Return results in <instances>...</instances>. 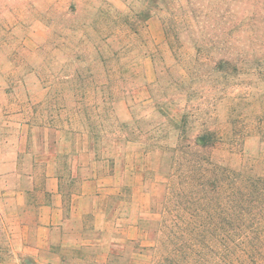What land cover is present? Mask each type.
Listing matches in <instances>:
<instances>
[{
	"label": "rangeland",
	"instance_id": "374dc122",
	"mask_svg": "<svg viewBox=\"0 0 264 264\" xmlns=\"http://www.w3.org/2000/svg\"><path fill=\"white\" fill-rule=\"evenodd\" d=\"M218 1L255 0H0V188L10 193L0 197V262L12 249L19 264H218L195 229L203 219L166 195L168 154L152 150L178 141L173 125L187 115L189 136L203 123L229 132L212 158L264 168V27L238 33L218 73L213 62L228 54L194 48L176 22ZM106 81L123 90L115 104L101 100L102 84L115 88ZM53 166L67 220L43 234ZM86 179H100V199L69 203L78 190L93 195Z\"/></svg>",
	"mask_w": 264,
	"mask_h": 264
},
{
	"label": "trees",
	"instance_id": "16d2710c",
	"mask_svg": "<svg viewBox=\"0 0 264 264\" xmlns=\"http://www.w3.org/2000/svg\"><path fill=\"white\" fill-rule=\"evenodd\" d=\"M189 5L195 4L189 2ZM205 10L202 16L184 13L175 21L183 26L187 35H192L194 48L203 53L217 50L221 55L228 54L213 62L218 66L213 70L223 73V66L233 63L228 58L231 55L229 49L238 33L246 31L256 36L264 27V0L246 4L218 1L209 3ZM245 11L247 14L243 15ZM170 28L174 29L172 24ZM166 38L168 42V33ZM256 39L253 40L256 42ZM206 60L213 61L211 56ZM108 81L106 83L115 88L108 94L105 92L109 91V86L102 84L104 105L117 103V95L123 92L117 82L111 84ZM188 120L189 117L184 115L180 124L173 125V136L178 132V141L172 146L152 144L153 151L157 149L162 156L168 154L163 184L166 195L176 198L179 211L203 219L193 228L202 239L210 240L218 264H264V168L247 171L246 165L233 169L218 162L212 158L213 151L220 145L230 144L229 132L218 130L220 128L212 130L203 123L194 135L189 136ZM200 154L206 156L200 157ZM256 162L257 165L262 163ZM153 199L155 205V196Z\"/></svg>",
	"mask_w": 264,
	"mask_h": 264
},
{
	"label": "crops",
	"instance_id": "0c3cea01",
	"mask_svg": "<svg viewBox=\"0 0 264 264\" xmlns=\"http://www.w3.org/2000/svg\"><path fill=\"white\" fill-rule=\"evenodd\" d=\"M51 172H47L45 176V181L47 185V192H48V197L49 200L45 203H42L39 206V210L37 212V231L39 233H49L52 232L53 230L59 229L61 226L65 225V221L67 220L65 215H66V209H65V194L63 191L62 183L63 179L61 174H59L56 170L55 167H52ZM74 178L76 177L73 176ZM106 177H102L103 181L105 180ZM85 183H93V190H92V196L88 197L86 192H83L81 190H78L77 192L73 193V198L71 199V204H77V203H82L85 199L91 198L95 202H97L100 199L99 196V188H96V185H100V179L95 180V181H89V179H86L84 181ZM96 184V185H95ZM112 191L116 190V188L113 187L111 189ZM110 190V191H111ZM6 195H10V193H7L4 188H0V197H4ZM17 196L19 198V205H24L25 203V194L24 192H18L17 191ZM77 206V205H76ZM76 212H78L79 217H81L84 212L82 210H78L75 207ZM74 210V211H75ZM39 242H41V247L47 245L48 240L46 238H39ZM11 254V260H13L9 264H14V262H17L18 255L15 253L14 250L11 249L9 251ZM27 262V261H26ZM0 264H5L0 262ZM16 264V263H15ZM19 264V263H18Z\"/></svg>",
	"mask_w": 264,
	"mask_h": 264
},
{
	"label": "built area",
	"instance_id": "2783aa9c",
	"mask_svg": "<svg viewBox=\"0 0 264 264\" xmlns=\"http://www.w3.org/2000/svg\"><path fill=\"white\" fill-rule=\"evenodd\" d=\"M48 264H73V263H69V262H56V263H48Z\"/></svg>",
	"mask_w": 264,
	"mask_h": 264
}]
</instances>
